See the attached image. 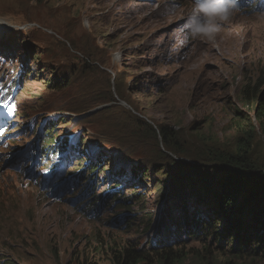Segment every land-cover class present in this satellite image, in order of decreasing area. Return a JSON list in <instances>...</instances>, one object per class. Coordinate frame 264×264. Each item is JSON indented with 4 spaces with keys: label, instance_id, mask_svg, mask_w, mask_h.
I'll return each mask as SVG.
<instances>
[{
    "label": "rangeland",
    "instance_id": "1",
    "mask_svg": "<svg viewBox=\"0 0 264 264\" xmlns=\"http://www.w3.org/2000/svg\"><path fill=\"white\" fill-rule=\"evenodd\" d=\"M192 5L0 0V56L16 69L28 68L6 140L10 148L0 156V264L81 263L97 238L137 247L160 242L170 208L179 218L199 198L202 208L210 206L200 196L208 194L200 175L178 170L201 165L213 175L218 165L194 156L232 148L239 136L234 122L252 120L255 156L264 160L256 108L240 93L244 74L258 62L262 70L253 78L260 73L264 82V13L235 12L213 39L186 41L182 25ZM45 138L76 153L72 161L68 156L67 171L80 165L85 175L92 171L97 185L91 198L122 182L115 192L122 204L108 212L96 206L88 215L45 197L9 161ZM131 174L134 180L127 183ZM182 184H192L190 191ZM176 229H170V241L187 242L191 255L204 254L197 232L188 237L182 228L176 236ZM99 264L110 263L104 258Z\"/></svg>",
    "mask_w": 264,
    "mask_h": 264
},
{
    "label": "trees",
    "instance_id": "2",
    "mask_svg": "<svg viewBox=\"0 0 264 264\" xmlns=\"http://www.w3.org/2000/svg\"><path fill=\"white\" fill-rule=\"evenodd\" d=\"M253 68L254 70L250 68L246 71L247 76L244 74L240 93L246 104L248 99L250 106L256 108L255 118L264 132L263 75L260 76L259 73L253 78V72L262 68L259 62ZM20 70L24 74L28 68L22 67ZM234 125L239 136H236L232 148L201 152L198 157L194 156L199 162L210 161L211 164H217L213 175L212 171L203 173L204 168L201 165L189 168L182 166L178 170L180 175L186 177L192 175L193 171L200 175V181L207 187L208 192L207 195L200 196L210 206L202 208V199L199 198L194 200L196 206L193 211L187 212L185 208L179 218L174 217L170 208L164 216L166 221L159 236L160 242L149 247H137L134 244L122 246L116 239L105 242L97 238L95 245L83 256V262L74 261L72 264H99L104 258H107L110 264H247V259L252 263L264 264V160L260 161L255 156L254 142L257 130L252 120L248 122L243 119L234 122ZM50 131L51 129L48 130ZM163 133L165 134V131ZM164 139L169 144L166 136ZM215 179L220 182L214 181ZM132 180L134 177L129 181ZM182 185L183 191L189 192L192 184ZM134 195L132 193V196ZM183 195L182 190L178 192L181 200ZM174 227H177L176 236L182 228L184 235L188 237L197 232V237L204 246V254L200 252L191 255L185 248L187 242L170 241L169 232ZM216 252L222 256L224 262H217V254L212 257ZM236 260L240 262L237 263Z\"/></svg>",
    "mask_w": 264,
    "mask_h": 264
},
{
    "label": "clouds",
    "instance_id": "3",
    "mask_svg": "<svg viewBox=\"0 0 264 264\" xmlns=\"http://www.w3.org/2000/svg\"><path fill=\"white\" fill-rule=\"evenodd\" d=\"M185 1L193 3L191 12L182 25V31L184 32L186 41L213 39L220 32L222 25L227 23L235 12L246 11V13H264V0ZM258 7L263 8L257 9ZM9 135L10 129L6 132L5 141L0 145L1 157L5 156L9 151L11 141L6 142ZM39 142V140H36V142H32L25 151L16 153L15 156L9 160L12 168L17 172H22L24 177L28 179V182L33 185H39L45 197L48 199L57 203H65L71 207H77V204H82L86 207L88 215L95 214L96 211L92 209L93 204L86 203L87 200L89 203L90 200L97 197L95 195H93L95 196L93 198L90 197L95 190V185L89 184L91 180L90 173H92V171H89L88 174L85 175L86 172L82 165L75 166L73 172L67 171L68 167L66 162H68V156L70 155L72 161L76 153L59 147L58 144L54 147L48 145L51 149H57L58 155L54 154L53 156L42 158L41 153L38 152L37 149L42 148L45 144L50 142H48L47 138L42 140V146L39 145ZM67 148L71 149L69 147ZM132 177L133 175L131 174L127 183ZM120 185H122L120 181L114 183L113 187H115L116 193L120 191ZM103 192L106 195L103 201L107 202L108 206L117 202V199L110 200L108 198L109 196L107 195L111 192L109 186H107ZM76 197L82 198L77 201L75 199ZM96 203L101 205V200H98ZM99 208L101 211H105L106 209L104 206H100Z\"/></svg>",
    "mask_w": 264,
    "mask_h": 264
},
{
    "label": "bare ground",
    "instance_id": "4",
    "mask_svg": "<svg viewBox=\"0 0 264 264\" xmlns=\"http://www.w3.org/2000/svg\"><path fill=\"white\" fill-rule=\"evenodd\" d=\"M164 6H165V5H164ZM164 10H165V9H164ZM12 143H13V142H12ZM89 184H91V185H97L96 182H95V180H92V178H91ZM109 188H111V192H110L107 196H109V197H108L109 199H110V198L113 199V198H114L113 196L116 194V193H115V190H114L115 187H109ZM109 190H110V189H109ZM78 191H79V189H78ZM101 193L103 194L102 197L100 196ZM101 193L97 195V198H95V199H93V200H90V201H92V203H91V202L88 203V200H87V202H86V199H85V202H86L87 204H90V203L93 204V206H92L93 210H95L94 208H95L96 206H98V208H99L100 206H104V207L108 208L107 211H106V212H108V211H109V206H108L107 202L103 201L106 195L104 194L103 191H102ZM94 195H95V194H94ZM115 196H116V197H115L114 199H117V202L113 204L114 206L117 205V204H121V203H122V199L119 198V195H118V196L115 195ZM100 198H101V199H100ZM96 199H97V200H96ZM98 200H99V201L101 200V205H99V204L96 203ZM77 207H79L80 209H85V210H86V207L83 206L82 204H77ZM111 208H112V205H111ZM98 211H101L100 208L98 209ZM110 212H111V211H110ZM99 216H101V218L104 217L102 213H100ZM120 220H121V219L118 218V219L116 220V222H117L118 224H120V222H121Z\"/></svg>",
    "mask_w": 264,
    "mask_h": 264
}]
</instances>
